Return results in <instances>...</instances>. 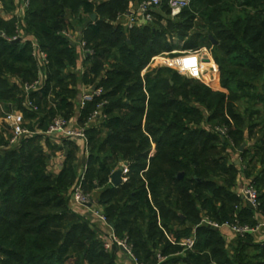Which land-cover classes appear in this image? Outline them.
<instances>
[{"label":"trees","instance_id":"trees-1","mask_svg":"<svg viewBox=\"0 0 264 264\" xmlns=\"http://www.w3.org/2000/svg\"><path fill=\"white\" fill-rule=\"evenodd\" d=\"M132 1L31 0L23 21L27 40L9 41L12 37L0 32V103L8 105L6 112L12 104L27 118L37 116L25 109L20 86L10 81L38 78L35 39L50 65L46 83L33 99L54 93V115L67 113L71 104L66 86L74 77L70 71L77 67L78 54L77 42L64 34L79 28L81 41L94 52L85 54L83 82L103 89L83 110L84 117L102 102H107L103 114L108 116L101 130L86 132L92 167L84 188L96 194L103 190L94 199L114 231L128 238L140 264H156L157 252L169 257L182 251L168 238L179 242L189 237L203 212L219 225L234 224L237 214L241 224L254 226L253 211L235 189L244 165L259 162L264 167V0H192L175 19L165 17L166 27L162 15L154 25L132 31L112 24ZM0 2L9 12L17 8L15 0ZM93 15L96 20L85 28ZM173 38L187 39L186 49L208 44L215 65L205 73L209 85L169 68L149 69L142 76L153 56L173 50L168 42ZM214 75L218 78L212 79ZM245 101L253 107L246 117L238 111ZM216 127L225 129L224 137ZM257 128L261 138L256 150L239 152L240 166L230 162V150L236 144L240 148ZM218 147L228 155L216 166L209 153ZM67 150L57 174L49 171L50 156L35 141H22L0 154V264H117L118 248L106 251L94 224L72 207L76 148L68 145ZM121 160L129 164L128 181L114 187L112 169ZM263 200L260 194V210ZM175 222L182 229L176 230ZM252 244L249 235L241 238L231 257L220 233L203 226L185 260L264 264V247ZM250 248L257 254L249 256ZM197 250L208 254L200 256Z\"/></svg>","mask_w":264,"mask_h":264},{"label":"built area","instance_id":"built-area-1","mask_svg":"<svg viewBox=\"0 0 264 264\" xmlns=\"http://www.w3.org/2000/svg\"><path fill=\"white\" fill-rule=\"evenodd\" d=\"M20 5L17 6L18 14L24 19L27 11L30 7L31 0H19ZM192 0H136L135 2H131L128 10L123 14H119L117 19L113 22L114 25L120 26L125 30L132 31L138 28H143L146 26H152L158 21V17L162 15L164 19H166L164 15V11L167 8L169 12H171L173 17L179 16L184 10L189 9L191 6ZM22 35L15 36L14 38L8 39L9 41H17L19 39H23ZM71 41L76 42L77 33L73 35L71 33L64 34ZM78 43V42H77ZM81 49L85 54L93 55L94 52L86 48V43L84 41H79ZM33 52L34 58L37 62V65L40 69L47 68L50 65V61L48 59L47 53L42 50L39 44L33 41ZM183 52L175 48L169 52L168 54L178 55ZM162 56L153 57L154 61H165L161 64H166L169 68L174 69L179 74L187 76L189 79L197 80L204 82L202 78L203 68L206 62L194 55H186L181 58H173V59H164ZM165 66V65H161ZM205 79V78H203ZM47 80L46 69L45 72H40L37 79L32 82L24 83L22 86V92L25 96V109L29 112L38 113L39 106L36 101L33 99V94L38 93L42 90ZM103 89L95 88L94 90H90L82 95L80 109L84 110L87 105L94 101L95 98L102 96ZM107 104V102H102L97 106V110L92 112L90 116L84 122V128L81 130L70 129L69 122L66 121L63 116H57L53 119L52 123L49 125L46 134L47 135H55V134H63L68 138H78L84 141V143L88 144L87 138V130L89 129L90 124L96 122L98 120L106 119L107 116L103 114V108ZM0 110L3 114V122L6 127L10 129L12 132V136L10 138V145L16 146L21 140L27 136L28 130L25 128V117L23 112H6L3 105L0 103ZM225 135V132H222V136ZM85 175L77 180L76 185L72 188L70 193L71 203L73 209L76 211L77 208H87L91 209L93 216L100 221V223L110 229L108 240L104 242V248L106 251H111L114 246L118 249L122 250L125 254H127L136 264H140L138 258L134 254L132 250V246L128 242V238H124L123 240H119L116 236V233L113 227L109 224L108 219L104 215V213L95 208V199L91 196V194L85 191L84 182ZM124 180V178H123ZM238 196L248 205L252 207L255 211H260L261 201L258 190L253 185L243 186L238 193ZM92 204L91 208H88V205ZM235 223L229 224L225 223L219 225L215 222H206V226L211 228L219 229L222 227H227L231 231H233L236 235L244 238L246 235H255L264 232V222L259 223L258 225H248V224H240L238 215L235 214ZM173 245H179L182 248V251L187 253L190 251H194L197 243V234L194 232L190 237L184 238L179 242L170 240ZM169 257L164 256L161 252H157L156 254V264H163L168 260Z\"/></svg>","mask_w":264,"mask_h":264},{"label":"crops","instance_id":"crops-1","mask_svg":"<svg viewBox=\"0 0 264 264\" xmlns=\"http://www.w3.org/2000/svg\"><path fill=\"white\" fill-rule=\"evenodd\" d=\"M134 1H136V0H133L132 3ZM16 5L18 6V4H16ZM161 23L165 24L164 17L161 20ZM138 29H141V28H138ZM80 37H81V35L77 32V40H76V42H78L77 43V54H78L77 67H76V69L70 71V74H72L74 76L73 77L74 79L71 78L70 80H68L67 86H66V91H68V93H69L68 100H69V103L71 104L69 106V109H68L69 114H68V111L65 114H61V116L63 115L68 119L70 129H76L77 127L80 128L81 126L83 127L85 120L88 118V117H86V118L84 117L83 110H81L80 107L77 106V104H76L77 101L74 100V97H76V99H78L81 102V98H82V95L84 93H86L90 90H94L96 88V87H90L89 84H85L83 82V76L85 75V73L87 71V67L84 66L85 53L81 49V46L79 44V41L81 40ZM170 39H168V42ZM175 40H176L175 38L172 39L173 42ZM33 41H35V39H33ZM169 43H171V41ZM176 49L181 51L182 50L181 45L176 47ZM171 51H169V52H171ZM45 69H46V73L48 75L49 67L42 68V69L39 68L38 69V75L40 72H43V71L45 72ZM10 81L12 83L18 84V86H20V88H21V91H22L23 84L28 83V82H23L22 80H20L18 78H12V77H10ZM32 81H34V80H32ZM32 81H30V82H32ZM56 89L59 90V87H57ZM53 94H50L47 99L43 98L41 94L40 95L38 94V95H36V97H34L35 98L34 100L36 102H38V104L41 105V107H40L41 112H38L37 116L32 117V118H27L25 113L23 112V110H20V108H18L17 106L9 104V108L11 110L10 112H19L20 111V112H23V114H24L25 121H26L25 128L28 130V134L26 137H24L21 140V142L22 141H35L41 147V149L43 150L45 155L50 156V163H49V168H48L49 171L54 173V174H57L62 169L63 163L65 162V159L67 157L68 145L71 148L72 147L76 148V150H75L76 160L78 159V161H82L83 163H85L88 160V158L90 157V151H89V143L86 145L84 143V141H82L81 139L68 138V137L64 136L63 134H55V135H47L46 134V131H47L49 125L52 123L53 119L57 116V115H54V113L57 109V103H56V97H54ZM2 105L5 108L4 105H7V104H2ZM95 110H97V106L95 107L94 111ZM1 113H2V111H1ZM107 118H108V116H107ZM103 120H105V119L102 118L101 120L93 122L92 124H90L89 129L95 128L96 130H101V123L103 122ZM259 129L260 128L255 129L253 134L249 138L246 139L245 143L241 146V147H245L243 149V151L245 149H248L249 151L256 150L257 143H258L259 139L261 138V134L259 132ZM11 136H12V132L10 131V129H8L6 127L5 123L3 122V116L0 117V140L2 138L5 139L4 141H1V143H0V154H4L6 151L13 149V148H16V147H18V145H20L21 142L16 146H11L10 142H9ZM246 136H247V131H246ZM236 165L240 166V164H237V163H236ZM252 167L253 168L251 169V175L250 176H248V177L243 176L242 177V175L240 174L239 182H238V185L235 189V193L237 194V196H238V190H240L243 186L250 185V184L251 185L255 184L257 186L259 184L260 188L259 187L258 188L261 190V194L264 195V175H263V177H261V175H260V173L262 172L264 167L259 162H255L252 165ZM258 176H259L260 180L258 179ZM124 180H125V178H124ZM241 180H243V181H241ZM244 183H247V184H244ZM242 202L244 205H247L249 207V205L247 203H245L243 200H242ZM94 205H95V208L100 209L102 211L101 207L99 206V201L97 199L95 200ZM263 205H264V200H263ZM251 210L253 211V214L251 216V220L253 221L254 225H258L259 223L264 222V209L260 210V211H255L251 208ZM76 212L82 216L87 217L94 225L97 223L100 226L101 233H102V234L98 235L100 237V239H101V235H102V237H105V234H108V236H109L110 231L107 232V231L103 230L105 228H103L102 227L103 225L100 223V221H98L93 216L91 209L78 208L76 210ZM99 226H97V227H99ZM111 226L113 227V225H111ZM186 226H189L188 222L186 223ZM202 227H203L202 225L193 226L191 235L194 232H196V234L198 235V229H200ZM207 227L209 228V226H207ZM175 229L179 230L182 228L180 227V224L177 223L175 225ZM215 230L217 232H219L220 235L223 237V239L226 243L225 249L229 252L230 256L232 257L234 255L235 250L238 247V242L242 237L236 235L233 231H231L227 227H222V228L215 229ZM249 236H250L254 245H260L261 247H264V232L259 233V234H255V235H249ZM168 239H169V241L171 240L170 238H168ZM182 239H184V238H182ZM102 241L105 242V240H102ZM197 252H198L197 254L200 256H206V254H208V252L206 250H203V252L197 250ZM247 254H249V256H253V255H256L257 252L255 251L254 248H250L247 251ZM168 259H171L170 264H188L185 260L186 259V253L183 251L170 255ZM117 264H136V263L127 254H125L122 250L118 249L117 250ZM210 264H217V262L215 260H212Z\"/></svg>","mask_w":264,"mask_h":264},{"label":"rangeland","instance_id":"rangeland-1","mask_svg":"<svg viewBox=\"0 0 264 264\" xmlns=\"http://www.w3.org/2000/svg\"><path fill=\"white\" fill-rule=\"evenodd\" d=\"M15 3L18 4V6L20 5L19 0H15ZM16 10H17V8L14 11L9 12V11L5 10L3 4L0 2V32L3 33L1 35H7V37H12V38H14L15 36H18V35H22L21 37H23V41H26L27 38H26L25 35H29L28 34V28H27V25L24 24V22H23L24 19L18 14V11H16ZM164 15L166 16L167 19L169 18V19H172V20L175 19L176 17H178V16L173 17L172 14H171V12L170 13L165 12ZM161 25L164 26V27L167 26L166 23L165 24H161ZM78 29L79 28L76 27V30H75L76 32L71 30V31H69V33H71L73 35H76ZM195 32H196V30L194 28L193 31L190 32V36L191 35H194ZM9 39H11V38H9ZM17 41H20V39L18 38ZM170 41H171V43L173 44L174 47L175 46L178 47V46L181 45L182 50L180 52H183V53L178 54V55L168 54L169 51H164V49H163L162 50L163 52H161L160 54L155 55L153 57L162 56L161 58H164V59H173L175 57L176 58H181V57H184V56L189 55V54L190 55L197 56L200 59H202L204 62H206L205 65H204V68H203V75H205V73L207 74L206 70H207L208 67L215 66L214 65V61H213V58H212V55H211V51H210L211 48L208 46L207 43L200 44V45H198L197 47H195L193 49H186L185 42L187 41V39L185 41H183V42L179 41L178 38H176V40L174 42L172 40H169V42ZM161 62L164 63L165 61L164 62L163 61H160V60L159 61L158 60L157 61H154L153 59H151L150 62H149V64H148V66H147V68L142 72V76H144V74L149 69L169 68V66H166V64H161ZM161 65H165V66H161ZM169 69H172V68H169ZM172 70H174V69H172ZM175 72H177V71H175ZM179 75H181L184 78H188L185 75H182V74H179ZM203 78H205V76ZM203 78H202V80L204 81L203 83H205V84L207 83L209 85L208 78H206V79H203ZM217 78L218 77L215 76V75L212 76V79H217ZM74 100L77 101L76 104H77L78 107H80L81 102L78 99H76V97H74ZM238 107H239L238 108L239 109L238 110L239 113L242 114V115H243V113H245L244 114L245 117L248 116V114L246 115V113H250L252 111L251 109H253L252 104L250 102H248V101L240 102L239 105H238ZM63 118L66 121H68V119L65 116H63ZM83 128H84V126L83 127L81 126L80 128L77 127L76 130H81ZM216 128L219 129L220 132L221 131L222 132H225V129H223V127H216ZM4 140L5 139L2 138L0 140V143H1V141H4ZM237 146L238 145L236 144V146H234L232 148V150H230L229 161L230 162H235L237 164H240L241 161H242V159L239 156V152L240 151H239V148ZM154 148H155V145H152L153 151H154ZM89 151H90V149H89ZM93 153L96 154L97 151H93ZM227 155H228V153L223 148H221V147H218V148L214 149L213 151H211L209 153V157H210L212 163L217 164L216 166L224 164L225 163L224 160H225V157H227ZM86 162L83 163L82 161H78V159L75 161L74 166L76 168L77 179H76V182H75L74 186L76 185L77 180L79 178H81L83 175H85V177H87V174L90 171L89 169L92 166L88 164L89 163V158H88V160ZM128 167H129L128 162L121 160V162H119L118 164H116L115 166H113V169L112 170L114 172H116L118 170H122V172H123V178H125L124 182H127L128 181V175H129V169H128ZM252 168H253L252 166H249L247 164L244 165L243 168H242V170L240 171V174L242 175V177L243 176L246 177L245 171H250ZM260 175H262V174H260ZM218 180L220 181V179H218ZM241 181H243V180H241ZM221 184H222L221 182L218 183V185H221ZM244 184H247V183H244ZM253 186L257 190H259L258 193L260 195L261 194V190L259 189L260 187L258 188V186L255 185V184ZM102 191H103L102 189L99 190L97 192V194L95 192H89V193L91 194L92 197L94 196L93 197V199H94L95 197L97 198V196H99V193H101ZM238 193H239V190H238ZM115 201H117V200H115ZM206 222H212V220L208 216V214H206L205 212H203L202 217H201V220L196 221L193 225L196 226L198 224V225L206 226ZM175 223L177 224V222H175ZM94 226H95L96 230L99 233L98 235L102 234L101 233L100 226L97 223ZM97 226H99V227H97ZM241 226H242V224H241ZM102 227L105 228V229L102 228L103 230H105L107 232L110 231V229L108 227H106L104 225ZM116 236H117V238L119 240H123L124 239L123 236L118 235V233H116ZM99 239H100V237H99ZM101 239L107 241L108 240V234H105V237H102V235H101Z\"/></svg>","mask_w":264,"mask_h":264},{"label":"water","instance_id":"water-1","mask_svg":"<svg viewBox=\"0 0 264 264\" xmlns=\"http://www.w3.org/2000/svg\"><path fill=\"white\" fill-rule=\"evenodd\" d=\"M95 20H96V15H93V16L91 17V19L88 20V21L85 23L84 27L87 28V27L91 24V22H93V21H95ZM210 40H211L214 44H216V41H214V39H213L212 37L210 38ZM243 149H244V147H241V148L239 149V151L242 152ZM178 178H179V179L183 178V174L181 173V174L179 175ZM110 180H111V183H112V185H113L114 187H118V186L122 185V184L124 183V180H123V172H122V170H118V171L112 173V175H111V177H110ZM91 207H92V204L88 205V208H91ZM249 207L252 208L250 205H249ZM181 218L184 220V217H183V216H181Z\"/></svg>","mask_w":264,"mask_h":264}]
</instances>
